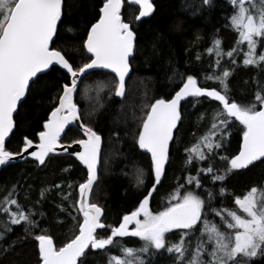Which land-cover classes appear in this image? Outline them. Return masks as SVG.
Wrapping results in <instances>:
<instances>
[{"label": "snow or ice", "instance_id": "1", "mask_svg": "<svg viewBox=\"0 0 264 264\" xmlns=\"http://www.w3.org/2000/svg\"><path fill=\"white\" fill-rule=\"evenodd\" d=\"M126 2L137 6L133 23L153 17L156 12L153 0H102L96 8V18L85 24L80 35V23H68V0H0V170L12 166L18 158L33 161L36 168L47 167L51 157L61 154L58 149L72 155L68 149L73 145L82 149L75 155L86 169L83 182L54 186L60 198L55 205L57 217L64 213L74 225L69 240L57 245L45 226L48 221L42 201L53 189L40 190L35 204L41 205V210L36 211L35 205L25 207L20 203L21 181L17 180L10 188L0 185V241L14 227L22 226L24 240L33 237L38 241L41 264H86L92 253L103 254L104 264H264V184L234 196L231 206L224 203L229 195L224 182L232 174L257 162L264 164V77L256 81L248 101H236L229 85L236 65L234 52L240 45H246V50L240 49L243 66L264 72V0L258 4L254 0H227L231 12L226 26L238 33L237 47L225 51L217 29L206 48L214 60L200 63L194 72L189 71V58L182 64L171 45L168 54L163 55L160 45L167 41L162 35L154 39L151 57L145 60H164L169 89L154 101L147 100L141 107L142 114L134 116L138 122L125 128L133 147L150 154L147 172L142 167L135 171L134 186L143 189V198L135 210L122 216L118 225L104 222L103 208L90 202L99 179L104 140L82 120L76 97L84 80L91 77L97 82L98 94L108 88L115 97L125 99L126 78L140 52L133 23L122 14ZM215 7L216 0H200L199 5L185 0L181 11L192 9L191 16L196 18ZM181 24L182 21L176 22L172 30L179 31ZM200 39L197 32L195 40ZM201 57L197 51L195 60L200 61ZM225 58L227 65L223 63ZM55 72L62 73L65 79L53 84L49 77ZM109 73L114 74L111 79ZM201 78L218 87L202 86ZM88 90L83 87L85 94ZM32 99L46 100L51 105L36 142L23 131L33 119L24 107ZM182 102L185 108L207 106L197 113L198 122L207 119L206 130L194 145L184 149L186 169L194 162L202 166L184 183H178L165 206L154 212L152 194L165 176L170 146L180 138L185 119ZM76 122L82 137L65 143V130L71 131L69 125ZM237 127L243 134L238 154L221 155V151L227 152L232 129ZM17 134L19 142L12 149L10 145ZM114 135L119 142L121 133L116 131ZM217 160L223 162L222 167L217 166ZM104 164L107 167V159ZM148 178L152 180L150 186H146ZM73 191L77 192L76 197ZM57 222L63 223L59 219ZM34 233L37 234L33 236ZM128 238H137L141 243L138 247L128 246ZM15 247L16 243L10 242L6 248L0 245V251L6 255Z\"/></svg>", "mask_w": 264, "mask_h": 264}, {"label": "trees", "instance_id": "2", "mask_svg": "<svg viewBox=\"0 0 264 264\" xmlns=\"http://www.w3.org/2000/svg\"><path fill=\"white\" fill-rule=\"evenodd\" d=\"M185 0H157L155 3L156 12L149 20L140 24L133 23L134 16L138 14L137 7L130 6L125 3L123 15L127 22L133 23L134 30L137 33V43L140 49L139 54L132 63V74L126 85V97L119 100L112 95L108 88L98 94L96 89L97 82L93 78L84 80L83 87L89 90L85 94L83 87L79 96L76 97L78 106L81 109V118L85 124L92 126L94 130L102 135L103 151L101 156V164L99 168V179L93 189L91 202L97 203L104 210L103 221L108 225H118L122 221V216L130 214L142 200V191L137 190L135 184V171L137 167H142L147 172L150 164V154L137 151L133 147L131 137L125 135V128H131L134 116L141 115V107L147 100L154 101L155 98L161 97V94L168 91L169 86L165 83V75L168 68L163 59H150V63L146 62L145 57H151V45L156 37L162 35L167 41L161 44L163 55L168 54V45L179 61L183 64L185 58H189L192 67L189 71L194 72L196 67L207 60H214L206 53V48L210 46L213 34L218 29V35L223 41L225 51L237 47L238 33L232 30L228 24V16L231 8L227 0H216V7L204 16L193 18L191 16L192 9L181 11V4ZM188 3L199 5L200 0H187ZM69 24L81 25L80 35H83V27L88 22L96 18V8L102 4V0H68ZM182 21L179 31H173L172 28L176 22ZM199 32L202 39L195 40L196 33ZM190 47V50H189ZM246 45H240L238 50L234 52L236 65L232 77L229 80L230 95L238 102L248 101L253 95L256 81L264 77L261 68L243 66V51ZM199 51L202 54L201 60H195V54ZM261 50L258 48L259 54ZM225 65L228 64L225 58ZM261 67H264L262 65ZM181 71H184L181 66ZM113 75L108 74V79ZM49 79L55 84L56 81L64 80L65 77L60 72L52 73ZM202 86L209 88L218 87L213 81L200 80ZM147 94V95H146ZM82 97V98H81ZM191 99V98H190ZM103 107H100V104ZM216 103V102H213ZM26 113L33 117L25 126L23 131L34 139L38 140V133L41 130V122L48 115V109L51 107L45 100L40 102L36 99L29 100L24 105ZM201 107L206 105H197L195 109L190 107L182 109L185 111V119L180 130V138L172 146L171 157L166 168L164 179L161 185L157 187V191L153 193L151 200V208L154 212L162 209L170 194L176 190L178 183H184L188 175H195L199 165L194 162L190 168H185L186 152L185 147L192 146L196 143L197 138L206 130L208 121L205 119L202 123L197 120V113ZM91 113V115H89ZM127 121V124H125ZM238 124V122H237ZM242 127V126H240ZM119 131L121 136L119 142L114 132ZM82 133L75 128L67 131L63 138L68 143L76 138H81ZM243 134L239 127L233 128L231 136L227 143V152L221 151V155L238 154ZM19 142V135L12 140L10 148L15 149ZM107 159L108 164L105 167L104 160ZM51 163L47 167H34L31 160L24 161L21 164L12 165L0 173V185L8 188L17 180L21 181L18 188L19 201L25 207H33L34 210L40 211L41 205L35 204L40 199V190L44 187H51L53 191L47 195L42 201V210L46 214L48 223V233L53 237L57 245L66 242L73 235L74 225L64 213H59L56 204L60 203V198L56 194L54 186L58 183L72 182L74 185L85 180L86 170L78 163V161L69 155L51 157ZM206 163V162H205ZM217 166L222 167L223 162L217 160ZM70 167L69 172L63 169ZM127 173V175H126ZM206 179V178H205ZM152 180H146V186H150ZM229 195L224 198L225 205L231 206L234 196H242L251 186L264 184V164L257 163L252 167L240 170L232 174L228 180L224 182ZM27 193L28 199H25ZM77 196V192L73 191V197ZM2 198V194H0ZM62 220L63 223L57 222ZM41 223H44L42 220ZM22 227V226H21ZM21 227H14V230L7 235L4 241H0V245L7 247L10 242H15L16 247L9 249L5 255L0 251V264H40L38 260V241L33 237L27 240L23 239ZM37 234L34 233L33 236ZM141 242L137 238H128V246L138 247ZM115 251V250H114ZM105 256L95 253L89 254L86 264H104Z\"/></svg>", "mask_w": 264, "mask_h": 264}, {"label": "water", "instance_id": "3", "mask_svg": "<svg viewBox=\"0 0 264 264\" xmlns=\"http://www.w3.org/2000/svg\"><path fill=\"white\" fill-rule=\"evenodd\" d=\"M153 2H154V4L157 2V0H153ZM128 5H130L129 3H128ZM130 6H134V7H137V6H135V5H130ZM124 7H125V5H124ZM123 11H124V9L122 10V13H123ZM154 15V14H153ZM152 17H149V18H144L143 20H141V21H139L137 24H140V23H142L143 21H146V20H149V19H151ZM98 71H100V72H107V70H98ZM110 74V73H109ZM131 74H132V71L129 73V76L126 78V85H127V82H128V80H129V78L131 77ZM112 75H114V74H112ZM119 100H122L121 98H119V97H117ZM183 102H182V106H183ZM79 122H76V124H73V125H69V128L70 129H72V128H75V129H77V124H78ZM78 130V129H77ZM67 131H68V129H66L65 130V132L67 133ZM78 131H80L81 133H82V130H78ZM65 137V136H64ZM64 137H62V140H63V138ZM242 142H243V139H242ZM241 146H242V143H241ZM241 146H240V148H241ZM80 150H82V149H79V146L78 145H73L71 148H69L68 149V152L69 153H72V155H69V154H65L64 152H63V150L62 149H58V151L61 153L60 155H58V156H62V155H69V156H72L73 158H75L76 159V155H75V153L77 152V151H80ZM171 150H172V146H170V157H171ZM102 151H103V144H102V148H101V156H102ZM77 160V159H76ZM78 161V160H77ZM169 161H170V159H169ZM24 162V160H21L20 158H18L17 159V162H15L13 165H17V164H21V163H23ZM78 163H79V161H78ZM257 163H259V162H257ZM256 163V164H257ZM80 164V163H79ZM81 165V164H80ZM82 166V165H81ZM168 166V165H167ZM167 166H166V168H167ZM83 167V166H82ZM250 167H252V166H250ZM249 167V168H250ZM99 168H100V166L98 167V177H99ZM166 168H165V172H166ZM86 170V169H85ZM245 170V169H244ZM2 172V170H0V173ZM164 179V178H163ZM162 179V180H163ZM98 181V180H97ZM162 182V181H161ZM94 187H95V185H94ZM153 195V194H152ZM91 202V201H90ZM103 218H104V216L102 217V220H103ZM41 264V263H40Z\"/></svg>", "mask_w": 264, "mask_h": 264}, {"label": "rangeland", "instance_id": "4", "mask_svg": "<svg viewBox=\"0 0 264 264\" xmlns=\"http://www.w3.org/2000/svg\"><path fill=\"white\" fill-rule=\"evenodd\" d=\"M254 2H256L258 4L259 3V0H254Z\"/></svg>", "mask_w": 264, "mask_h": 264}]
</instances>
